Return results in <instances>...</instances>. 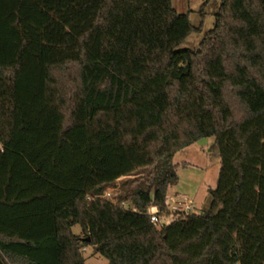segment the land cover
<instances>
[{"label": "trees", "instance_id": "16d2710c", "mask_svg": "<svg viewBox=\"0 0 264 264\" xmlns=\"http://www.w3.org/2000/svg\"><path fill=\"white\" fill-rule=\"evenodd\" d=\"M194 30L171 0H0V264H90L88 246L106 264H264V101L247 113L243 95L264 92V0H219L181 47ZM209 136V208L151 221L174 155ZM123 177L130 207L87 198Z\"/></svg>", "mask_w": 264, "mask_h": 264}, {"label": "rangeland", "instance_id": "374dc122", "mask_svg": "<svg viewBox=\"0 0 264 264\" xmlns=\"http://www.w3.org/2000/svg\"><path fill=\"white\" fill-rule=\"evenodd\" d=\"M204 0H171L172 6L179 13H188L189 20L193 26H200L199 31H192L185 41L181 44V47L197 48L200 40L206 32H208L214 24V12L216 11L219 0H208L203 6ZM203 13V14H202ZM230 30L237 33L238 28L244 26L243 22H237L230 25ZM259 27V25H258ZM241 30V29H240ZM259 28L256 29L258 31ZM260 32V31H259ZM260 34V33H259ZM232 36H228L231 47L235 46L232 41ZM241 39V38H240ZM261 35H252L250 42L256 46V50H261L263 42ZM242 41V40H240ZM242 47L244 45H241ZM245 49V47H244ZM243 52V49H242ZM234 59L224 57L223 65L227 72H232ZM224 101L230 104H235L237 101L234 94L236 88L226 83L224 86ZM243 95L248 99L249 106L245 110L247 113L252 112L259 106V102L264 101V92L259 91H245ZM237 112H242V108H236ZM173 162L176 165V173L178 177L177 183L169 186L170 189L177 188L178 190L185 192L194 201L195 212H201L209 208L210 197L208 194V188L214 187L217 179V174L220 165L219 150L214 143V137H203L197 142L189 145L188 147L180 150L174 155ZM142 172L141 174H144ZM135 177V176H133ZM126 180V177L118 179L113 186L108 188L109 195L108 200L116 203L120 202L122 206L130 207L129 201L122 202L119 192L122 189V182ZM186 197L185 202H189ZM175 200V199H174ZM173 200V201H174ZM74 233L80 234L81 230L78 225L72 227ZM83 257L86 263L90 264H106L107 259L99 253L95 252L92 246H88L86 249H82Z\"/></svg>", "mask_w": 264, "mask_h": 264}, {"label": "built area", "instance_id": "2783aa9c", "mask_svg": "<svg viewBox=\"0 0 264 264\" xmlns=\"http://www.w3.org/2000/svg\"><path fill=\"white\" fill-rule=\"evenodd\" d=\"M108 195H109V192H108V189H106L100 194H88L87 198L90 199V198H95V197H104L108 199L107 198ZM185 201H186L185 196L177 197V199L173 201L174 205L172 206V208L170 209L168 207V212L161 216H158L157 208L155 206L150 207L149 213H150L151 221L159 225H162V224L169 223L170 221L180 216L181 214H186L188 212L193 211L194 208L191 202H185Z\"/></svg>", "mask_w": 264, "mask_h": 264}, {"label": "crops", "instance_id": "0c3cea01", "mask_svg": "<svg viewBox=\"0 0 264 264\" xmlns=\"http://www.w3.org/2000/svg\"><path fill=\"white\" fill-rule=\"evenodd\" d=\"M188 147V146H187ZM186 148V147H185ZM180 196H185V197H188V199L190 198L189 196H188V194L187 193H185V192H182V191H180V190H178L177 188H174V189H170V188H168V190H167V196H166V203H167V205H168V207L171 209L172 208V206L174 205L173 204V200L174 199H177V197H180ZM189 202H191V204H192V206H193V208H194V201H193V199H189ZM149 210H150V208H149ZM87 247H85V249H86Z\"/></svg>", "mask_w": 264, "mask_h": 264}]
</instances>
